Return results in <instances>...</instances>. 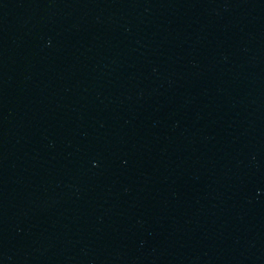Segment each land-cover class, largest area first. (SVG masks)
Returning a JSON list of instances; mask_svg holds the SVG:
<instances>
[{
	"label": "water",
	"instance_id": "water-1",
	"mask_svg": "<svg viewBox=\"0 0 264 264\" xmlns=\"http://www.w3.org/2000/svg\"><path fill=\"white\" fill-rule=\"evenodd\" d=\"M0 264H264V0H0Z\"/></svg>",
	"mask_w": 264,
	"mask_h": 264
}]
</instances>
